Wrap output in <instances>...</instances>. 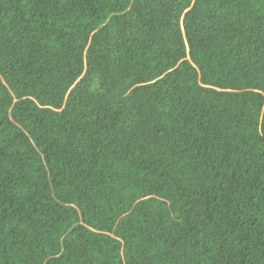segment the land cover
I'll use <instances>...</instances> for the list:
<instances>
[{
    "label": "trees",
    "instance_id": "trees-1",
    "mask_svg": "<svg viewBox=\"0 0 264 264\" xmlns=\"http://www.w3.org/2000/svg\"><path fill=\"white\" fill-rule=\"evenodd\" d=\"M0 264H264V0H0Z\"/></svg>",
    "mask_w": 264,
    "mask_h": 264
}]
</instances>
